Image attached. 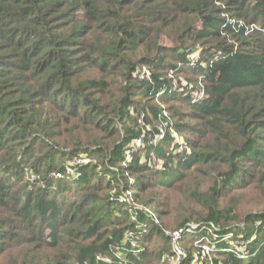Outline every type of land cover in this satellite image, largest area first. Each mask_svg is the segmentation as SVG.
I'll return each mask as SVG.
<instances>
[{
    "label": "trees",
    "instance_id": "obj_1",
    "mask_svg": "<svg viewBox=\"0 0 264 264\" xmlns=\"http://www.w3.org/2000/svg\"><path fill=\"white\" fill-rule=\"evenodd\" d=\"M0 264H264V0H0Z\"/></svg>",
    "mask_w": 264,
    "mask_h": 264
},
{
    "label": "built area",
    "instance_id": "obj_2",
    "mask_svg": "<svg viewBox=\"0 0 264 264\" xmlns=\"http://www.w3.org/2000/svg\"><path fill=\"white\" fill-rule=\"evenodd\" d=\"M140 121L142 122V120H140ZM136 142H137L136 143L137 144L136 147L140 146L141 141L140 140H137ZM182 146L184 147V145H182ZM85 162H86V159H84V158L75 159V160H73V161H71L69 163V165L67 166V169H68V171L70 173H77L76 172V167L78 165H80V164H84ZM58 175L61 176V174H58ZM198 227H199L198 224H192V225L188 226L185 230L186 231H193V230L197 229ZM185 230H179V231H176V232L171 233V235L173 236V242L175 244H176V241L181 237V234ZM206 248L209 249L207 246H206ZM176 249H177L176 251L178 252L179 256L181 257L184 254L183 251L180 248H178L177 246H176Z\"/></svg>",
    "mask_w": 264,
    "mask_h": 264
},
{
    "label": "rangeland",
    "instance_id": "obj_3",
    "mask_svg": "<svg viewBox=\"0 0 264 264\" xmlns=\"http://www.w3.org/2000/svg\"><path fill=\"white\" fill-rule=\"evenodd\" d=\"M163 43H168V40L166 38H163ZM186 201V200H185ZM187 205H190L189 202H187ZM207 251H210V249H206Z\"/></svg>",
    "mask_w": 264,
    "mask_h": 264
}]
</instances>
